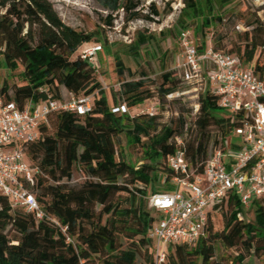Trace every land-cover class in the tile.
<instances>
[{"label": "trees", "instance_id": "obj_1", "mask_svg": "<svg viewBox=\"0 0 264 264\" xmlns=\"http://www.w3.org/2000/svg\"><path fill=\"white\" fill-rule=\"evenodd\" d=\"M108 1L113 10L121 7L120 0ZM233 1L185 0L177 24L181 30L193 27L198 47L204 50L206 30L213 21H222L217 12ZM136 5L129 0L122 8L134 11ZM149 9L152 16L159 15L156 4ZM140 16L131 12L129 19ZM106 23L112 25L113 18L108 17ZM260 28L245 32L243 44L231 54L252 66L264 81V60L257 54L259 48L264 50V40L255 36ZM159 36H142L131 54L140 58V49L149 42L160 45L166 41L165 32ZM103 40L99 31L87 33L64 23L48 0H0V55L12 70L19 64L24 68L21 85L11 87L3 82L0 95L5 101L20 108L29 102L62 101L59 87L77 98L92 100L84 116L63 110L52 113L49 126L28 146L27 158L39 170L28 188L44 217L39 219L26 208H12L11 200L0 194V264H155L151 232L161 212L150 207V198L177 189L171 183L175 174L167 165V157L175 151L173 138H183L195 174L204 172L211 145L213 151L223 147L224 140L233 148L241 146L236 129L244 113L221 108L218 96L208 88L200 94L198 115L187 140L182 134L186 126L182 117L151 137L158 127L157 118L129 114L154 97L145 80L122 82V104L115 94L108 95L92 64L83 58L85 45ZM170 58L162 52L163 69ZM115 61L122 77V62L118 57ZM171 76L167 72L161 77V102L176 91ZM123 105L127 112H114ZM214 127L218 134L213 137ZM122 135L129 143L142 146L146 162L138 165L126 157L119 145ZM143 137L148 142H142ZM75 173L85 180L70 186ZM161 180L166 186L157 190L154 184ZM251 208L254 219L240 220L238 214L244 209L238 196L231 194L209 211L205 236L195 246H169L164 264H264V199L254 200ZM216 213L223 220L221 231L214 227L212 214ZM218 244L228 252L218 254Z\"/></svg>", "mask_w": 264, "mask_h": 264}, {"label": "built area", "instance_id": "obj_2", "mask_svg": "<svg viewBox=\"0 0 264 264\" xmlns=\"http://www.w3.org/2000/svg\"><path fill=\"white\" fill-rule=\"evenodd\" d=\"M178 41L183 51L177 64L181 79L202 91L208 88L218 96L221 108L233 114L243 112L244 121L236 129L240 148L224 140L223 147L215 149L206 162L202 174L193 171L183 138H173L175 151L167 157V165L175 174L171 183L177 189L150 198V207L161 212L151 232L155 264H164L169 246H195L205 236L209 211L231 194L238 196L244 209L238 214L242 221H246L252 202L264 199V81L252 66L244 65L229 52L207 44L200 50L191 28L182 30ZM101 50L100 45L85 48L83 58L93 64ZM91 108L90 97L72 96L69 102H29L20 108L0 95V194L11 200L12 208H26L39 219L44 217L28 188L39 172L27 158L28 146L40 138L43 127L49 126L52 113L63 110L84 116ZM119 111L128 110L123 105L114 109Z\"/></svg>", "mask_w": 264, "mask_h": 264}, {"label": "rangeland", "instance_id": "obj_3", "mask_svg": "<svg viewBox=\"0 0 264 264\" xmlns=\"http://www.w3.org/2000/svg\"><path fill=\"white\" fill-rule=\"evenodd\" d=\"M48 1L62 21L72 28L87 33L101 32L104 38L103 42L94 41L85 45L82 50L99 45L102 47L92 66L97 79L109 96L115 94L122 102V99H124V97H121L122 82L141 78L145 80L146 89L153 93L154 97L145 101L139 107L130 109L129 114L131 116L147 114L157 118L158 127L156 131H151V137L159 133L163 126L170 127L182 117L186 123L182 134H184L183 137L186 140L189 138L191 130L194 128L193 123L198 115L196 109L199 107V97L202 90L194 84L185 83L177 69V64L182 60L183 53L178 41V35L182 30L177 21L186 7L185 0H130L137 4L134 11L122 8L127 5L129 0H120L121 7L118 10L110 8L108 0ZM151 4H156L159 15L152 16L149 9ZM131 12H139L141 16L129 19ZM216 15L222 21H213L205 33L206 44L213 49L231 54L243 44V34L253 30V28H259V26L261 28L255 36L258 40H264V0H234L221 12H217ZM110 16L113 18L112 25L106 23ZM190 28L194 31L193 27ZM161 32L166 33V41H161L160 45L157 41L149 42L145 48L140 49V58L131 54L135 42L142 36L147 37L154 34L157 39H160L159 34ZM162 52H167L171 56L165 69L159 61ZM257 54L264 60V50L259 48ZM116 57L122 62V77L118 74L116 68ZM23 70L21 64L16 70H12L0 55V88L5 80L11 87L21 85ZM142 72L146 74L145 77L141 74ZM167 72L172 74L171 79L175 82L176 91L168 96L164 102H161L159 97V88L163 83L161 77ZM58 92L62 101L69 102L71 100L72 96L64 87H59ZM51 129L53 131V127ZM211 130L212 136H217V129L214 127ZM237 139L240 138L237 137ZM142 142H148V139L143 137ZM119 145L126 157L132 162L138 165L146 162L144 149L141 145L136 146L129 143L124 135L119 138ZM212 152L214 151L211 145L209 155L213 154ZM84 180L82 174L75 173L69 184L70 186H78ZM154 185L157 190H162L166 186L162 180L155 182ZM97 210H100V207ZM212 216L215 230L221 231L223 220L220 214L216 213ZM253 219L254 211L250 208L246 212V221ZM218 248V254L220 255L228 252L221 244H218ZM139 264H141V261Z\"/></svg>", "mask_w": 264, "mask_h": 264}]
</instances>
